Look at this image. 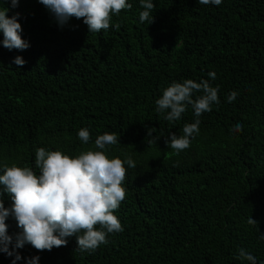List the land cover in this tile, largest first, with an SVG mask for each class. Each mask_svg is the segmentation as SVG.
Here are the masks:
<instances>
[{
    "label": "trees",
    "instance_id": "obj_1",
    "mask_svg": "<svg viewBox=\"0 0 264 264\" xmlns=\"http://www.w3.org/2000/svg\"><path fill=\"white\" fill-rule=\"evenodd\" d=\"M127 2L132 8L113 16L107 31L89 33L82 19L58 26L37 0H19L15 9L0 0L8 18L19 13L29 44L24 51L0 44V175L13 165L39 174L38 148L69 157L99 151L94 142L105 132L119 136L108 158L136 165L113 213L122 232L92 253L75 250V236L51 251L26 244L17 264L34 256L38 264H250L237 258L240 249L264 264V0H152L148 25L139 21L140 0ZM186 79L207 80L219 103L199 117V134L177 155L166 141L195 122L193 109L170 123L155 101ZM237 123L241 132L232 131ZM0 200L11 207L2 185ZM6 223L14 242L20 229L11 217ZM12 259L0 253V264Z\"/></svg>",
    "mask_w": 264,
    "mask_h": 264
},
{
    "label": "clouds",
    "instance_id": "obj_2",
    "mask_svg": "<svg viewBox=\"0 0 264 264\" xmlns=\"http://www.w3.org/2000/svg\"><path fill=\"white\" fill-rule=\"evenodd\" d=\"M11 8L18 7L19 0H5ZM51 14L58 26H64L71 18L82 19L88 32L107 31L112 17L121 10H130L132 4L127 0H37ZM201 5L219 6L222 0H198ZM142 11L139 12L141 23L151 24L155 4L152 0H140ZM9 9H0V40L3 48L24 51L28 42L21 38L22 27L18 23L19 13L8 18ZM119 27V24L115 25ZM17 66L25 61L17 56L13 60ZM215 79L214 73L208 74ZM195 92L202 95L193 99ZM238 93L233 91L228 96L231 103ZM156 111L172 123L179 120L190 105L195 122L183 126L182 135L170 134L167 147L175 154L188 149L192 139L199 134V117L212 110L213 104L219 103L218 88L209 85L207 80L199 83L186 79L182 83L173 82L163 90L162 96L155 101ZM243 125L237 123L233 132H241ZM155 129H148L150 143H156L159 137H152ZM78 138L83 144L90 140L88 129L81 128ZM119 144L116 133L105 132L94 142L99 151H83L75 157H69L61 151H48L38 148L35 151V166L39 174L30 167H4L0 175V185L11 197V207L5 208L0 200V253L14 257L11 264L22 259L17 249L26 244L35 250L51 251L53 248L66 246L69 237L75 236L77 248L81 252H94L107 244V236L123 231V227L113 213L126 198L123 187L127 179V169L135 168L131 157L109 159L106 152L111 146ZM127 165V167H125ZM15 220L20 232L13 237L7 233L6 221ZM250 225L257 222L249 218ZM264 239V236H260ZM11 245V250L9 246ZM250 264L256 259L245 249H240L237 257ZM26 264H38L39 256L24 258Z\"/></svg>",
    "mask_w": 264,
    "mask_h": 264
}]
</instances>
